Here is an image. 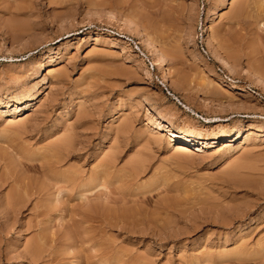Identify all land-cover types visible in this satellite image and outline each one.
I'll return each mask as SVG.
<instances>
[{
    "label": "rangeland",
    "instance_id": "obj_1",
    "mask_svg": "<svg viewBox=\"0 0 264 264\" xmlns=\"http://www.w3.org/2000/svg\"><path fill=\"white\" fill-rule=\"evenodd\" d=\"M262 21L264 0H0V264H264ZM156 117L250 139L177 151Z\"/></svg>",
    "mask_w": 264,
    "mask_h": 264
},
{
    "label": "bare ground",
    "instance_id": "obj_2",
    "mask_svg": "<svg viewBox=\"0 0 264 264\" xmlns=\"http://www.w3.org/2000/svg\"><path fill=\"white\" fill-rule=\"evenodd\" d=\"M216 10L217 9H213L212 10V13L213 14H215L216 13ZM243 11V10H242ZM127 17V16H126ZM111 18L112 19H114L115 20V17L112 15L111 16ZM133 19H131L130 20V23H129V26H126L124 23L122 24L123 25V27L124 28H126V29H131V31L132 32H134L135 34H137L139 37H140V39H141V42L143 43V45H145L146 47H147V49L150 51V52H152V55L154 54L156 57H154L155 58V60H156V62H155V64H157V65H161V72H162V76H163V79L165 80V78H166V74H169L168 72H166V74H165V70H167L168 69V67H166L165 66V58H164V55H163V52H162V54L161 53H158L156 50H158L159 48H160V46H158V45H155V46H158V49H156V47L154 46V44H155V41L153 40V38L151 37V35L150 34H148L146 31H140L141 29H139L136 25H135V23H132L131 21H132ZM134 21V20H133ZM134 22H136V21H134ZM262 23H263V21H262ZM262 25H264V23L262 24ZM123 29V28H122ZM130 31V30H129ZM208 36V35H207ZM208 38V37H207ZM71 41V40H70ZM210 41V40H209ZM207 42H208V39H207ZM214 42V41H213ZM208 44H209V42H208ZM212 44L213 43H211V46H212ZM213 47V46H212ZM162 48V47H161ZM214 48H215V46H214ZM162 51H164V49L162 48L161 49ZM214 51H216L217 52V50L215 49ZM213 51V52H214ZM219 52V51H218ZM217 52V53H218ZM217 53H216V55H217ZM225 53V52H224ZM151 54V53H150ZM218 54H222V53H218ZM223 55V54H222ZM221 55V56H222ZM218 57H219V55H217ZM220 56V57H221ZM229 56V55H228ZM222 59H224L225 58V56H224V58L223 57H221ZM226 58H227V55H226ZM225 58V59H226ZM154 60V61H155ZM49 62L50 61H52V59H51V56H49V60H48ZM224 62V61H223ZM229 62V61H228ZM227 62V63H228ZM233 62V61H232ZM225 64H226V62H224ZM230 63V62H229ZM229 63H228V65H229ZM227 65V64H226ZM233 65V64H232ZM231 66V65H230ZM255 66V65H254ZM232 67V66H231ZM247 69H248V67H246ZM251 68V67H250ZM51 68L50 67H48V69H47V74H49L50 72H51ZM249 70V69H248ZM254 71L255 73H254V75L255 74H257V76L259 77V74H261V73H259V71H258V69H256V70H254V69H250V72L251 71ZM54 71V70H53ZM243 71V70H242ZM252 71V72H253ZM179 72V71H178ZM253 74V73H252ZM160 75H161V73H160ZM250 75V74H249ZM169 77H170V75H169ZM260 78V77H259ZM259 78H257V79H259ZM264 78V77H263ZM45 79V76L42 78V81ZM167 79V78H166ZM176 79V78H175ZM169 80V83H170V85L171 86H173V87H175V81L174 80H172V78H170V79H168ZM41 81V82H42ZM257 81V80H256ZM261 82H262V84L264 83L262 80H260ZM175 82V83H174ZM167 83V82H166ZM259 84V83H258ZM220 84H218V86H219ZM260 86H261V84H259ZM258 85V86H259ZM179 86V85H178ZM177 86V87H178ZM209 86V85H208ZM221 86V85H220ZM219 86V87H220ZM228 88L229 89H224L223 88V90L225 91V90H230V89H235V85H233V84H228ZM176 87V88H177ZM223 87H224V85H223ZM262 87V86H261ZM172 88V87H171ZM197 88V87H196ZM211 88V87H210ZM178 89V88H177ZM179 89H182V88H180V86H179ZM178 89V90H179ZM213 89V91L214 90H217V88L216 89H214V87L212 88ZM262 89V88H261ZM263 89H264V86H263ZM219 90V89H218ZM195 91V90H194ZM181 92V91H180ZM183 92V91H182ZM199 92V91H198ZM197 92V93H198ZM210 92V91H209ZM201 93V92H200ZM207 93V92H206ZM219 93H221V92H219ZM223 93H225V92H223ZM229 93V92H228ZM227 93V94H228ZM199 94V93H198ZM198 94H195V95H198ZM235 94V93H234ZM219 95V94H218ZM217 96V95H216ZM228 96V95H227ZM205 97V96H204ZM203 97V98H204ZM212 97V96H211ZM17 98H19V96L17 97ZM33 98V94H29V95H27L24 99H25V101H28V100H31ZM201 98V97H200ZM217 98V97H216ZM216 98H213L211 101L210 100H208V101H204V103L205 104H209L210 102H212V103H215V104H217V105H222V106H224V108L226 107V108H229L230 106H231V104L230 103H226L225 101H218ZM225 98V97H224ZM228 98H229V96H228ZM23 99V98H22ZM22 99H15V102L16 103H19V102H21V100ZM205 99H208L207 97L205 98ZM214 99H216L217 101H214ZM220 99V98H219ZM147 100H149V99H147ZM151 100V99H150ZM204 100V99H203ZM24 101V102H25ZM41 101V100H40ZM229 101V100H228ZM5 103V102H4ZM39 103V102H38ZM15 104V103H14ZM251 104V103H250ZM249 104V105H250ZM2 106V105H1ZM11 106V105H10ZM187 108L186 109H188L189 110V112L191 113V114H196V115H198L190 106H186ZM15 108L17 109L18 108V105H16L15 106ZM34 108V107H33ZM223 108V109H224ZM225 108V109H226ZM231 108V107H230ZM239 108V107H238ZM246 108V107H245ZM253 108V107H252ZM236 109V108H235ZM244 109V108H243ZM229 109H227V111H228ZM239 110V109H238ZM245 110V109H244ZM253 110H254V108H253ZM234 112V111H233ZM236 112V111H235ZM263 113V112H262ZM43 114V113H42ZM237 114L239 115V113L237 112ZM32 116V115H31ZM78 117H80V116H78ZM25 119V118H24ZM24 119H23V121H24ZM222 119H224V118H221V117H218V116H214V117H205V121L206 122H215V121H220V120H222ZM21 121V120H20ZM28 121V120H27ZM255 121V120H254ZM25 122V121H24ZM18 123V122H17ZM22 123V122H21ZM149 123H151V125H150V127H149V129H152V130H157V131H161V132H163V133H165L164 135H166L165 137H167V139H168V144L170 145V146H172L174 149H178V150H186V151H190V148H193V150L195 149V150H197V149H200V148H211V147H215V146H217V145H220L221 143H225V141L226 140H229V139H231V141H239V140H241V142H247L250 138H249V136L248 135H245L244 134V132H243V130H242V128L241 127H238L235 131H234V133L231 135V134H228V132H225V131H221V132H219V133H217V134H215L214 136H212V137H205V136H200V135H193V134H191V133H187L185 130H183V129H176L172 124H171V122H169V121H167V120H165V119H163V118H161V117H156L152 122H150V120H149ZM19 124H20V122H19ZM18 124V125H19ZM146 124V123H145ZM17 125V126H18ZM22 125L24 126V123H22ZM26 125V124H25ZM147 125V124H146ZM145 125V127H147ZM20 126V125H19ZM22 126V127H23ZM249 128H252V129H256V131L257 130H260L261 129V127L262 126H264V125H258V124H255V123H253L252 122V124H250L249 123ZM25 127V126H24ZM127 127L128 126H125L124 125V127L123 128H121L120 129V131L122 130V131H125V129H127ZM144 127V128H145ZM23 129V128H22ZM146 130V129H145ZM264 130V129H263ZM17 131V130H16ZM76 131V130H75ZM17 133V132H16ZM19 133V132H18ZM61 133V132H60ZM15 134V133H14ZM153 134V133H152ZM118 135H120V134H118ZM141 135H143V136H145L144 134H142L141 133ZM151 135V134H150ZM63 136V135H62ZM62 139H64V140H62V142H60L61 141V139H60V141L58 140V143H60V144H58V143H53V144H57V145H53L52 143V145L51 146H53V147H51L50 149H51V151H52V156H54V154H59V152L62 150V149H66V147H68L71 143H72V137L71 136H67V137H65V138H62ZM104 140H106V138L104 139ZM113 140V139H112ZM27 141V140H26ZM74 141V140H73ZM114 141V140H113ZM145 141V140H144ZM148 141V140H147ZM102 143V142H101ZM146 143V142H145ZM24 145V144H23ZM29 145V144H28ZM150 147V146H149ZM220 148V147H219ZM46 149V148H45ZM44 150V149H43ZM47 150H49L48 148H47ZM177 150V151H178ZM111 151V150H110ZM112 152H114V151H112ZM184 152V151H183ZM45 153V152H44ZM69 154V153H68ZM175 154V153H174ZM178 154V153H177ZM176 154V155H177ZM110 155V154H109ZM112 156V155H111ZM110 156V157H111ZM184 156V155H183ZM56 157H57V155H56ZM109 157V158H110ZM62 158V157H61ZM112 158H114V157H112ZM140 158L141 159H143L141 156H140ZM23 159V158H22ZM46 159V158H45ZM78 159V158H77ZM98 159V158H97ZM139 159V158H138ZM141 159H139V160H141ZM59 160V159H58ZM106 160V159H105ZM105 160H104V162H105ZM110 160V159H109ZM108 159L106 160V163H108L107 161H109ZM134 160V159H133ZM64 161V160H63ZM138 160H134V163L135 162H137ZM143 161V160H142ZM133 162V161H132ZM131 162V163H132ZM26 163V162H25ZM109 163H110V161H109ZM137 163H139V162H137ZM137 165V164H136ZM140 165H141V163H140ZM64 166V165H63ZM93 166V165H92ZM103 166H105V165H103ZM102 166V167H103ZM93 167H95V166H93ZM100 167V166H99ZM110 167V166H109ZM132 167H133V164H132ZM131 167V168H132ZM142 167V166H141ZM234 167V166H233ZM247 167V166H246ZM140 168V167H139ZM240 168V167H239ZM129 169V168H128ZM235 169H236V167H235ZM234 169V170H235ZM93 170H94V168H93ZM105 170V169H104ZM127 170V169H126ZM80 171V170H79ZM89 171V170H88ZM136 171V170H135ZM66 172V171H65ZM130 172V171H129ZM232 172H233V170H232ZM236 172V171H235ZM93 173V172H92ZM97 173V172H96ZM109 173V172H108ZM237 173V172H236ZM72 174V173H71ZM88 174H89V172H88ZM137 174V173H136ZM231 174H233V173H231ZM230 174V175H231ZM7 175V174H6ZM59 175V174H58ZM95 175H97V174H95ZM5 176V175H4ZM63 176H65L64 174H63ZM69 176V175H68ZM71 176V175H70ZM73 176L74 175H72V178H73ZM234 176V175H233ZM233 176H231V177H233ZM1 177H3V176H1ZM231 177H230V179H231ZM235 177V176H234ZM9 178V177H8ZM71 178V177H70ZM82 178V177H81ZM90 178H92V177H90ZM89 178V179H90ZM2 179V178H1ZM15 179V178H14ZM4 180V179H3ZM92 180V179H91ZM91 180H88V182L89 181H91ZM21 182V181H20ZM101 182V181H100ZM253 182V181H252ZM27 183V182H26ZM81 183V182H80ZM90 183V182H89ZM92 183V182H91ZM19 184V183H18ZM94 185V184H93ZM91 186V185H90ZM98 186V185H97ZM14 188V187H13ZM12 188V189H13ZM27 188V187H26ZM106 188V187H105ZM93 189V188H92ZM12 191V190H11ZM86 192V191H85ZM97 192V191H96ZM84 193V192H83ZM8 194V193H7ZM19 192H17L16 191V189L14 190L13 189V191H12V193L11 194H9L8 195V197H7V200L9 201V202H11V201H13V199H15V198H17V196L18 197H20L19 195ZM85 194H87V193H85ZM89 194H90V192H89ZM21 195V194H20ZM83 195V194H82ZM94 195V194H93ZM98 195H100V194H98ZM26 196H28V195H26ZM87 196V195H86ZM117 197V196H116ZM99 199V198H98ZM207 199V198H206ZM212 199V198H211ZM21 200V199H20ZM205 202V201H204ZM215 202V201H214ZM11 204H14V206H15V203H10V205ZM93 204V203H92ZM8 205V204H7ZM16 205H17V207H18V202H16ZM94 206V205H93ZM96 206V205H95ZM20 207V206H19ZM18 207V208H19ZM87 207V206H86ZM98 207V206H97ZM93 208V207H92ZM109 208V207H108ZM20 209V208H19ZM106 209V208H105ZM118 211V210H117ZM90 212V211H89ZM107 213V212H106ZM87 214V213H86ZM85 214V215H86ZM91 214H92V212H91ZM94 214V213H93ZM111 214V213H110ZM130 214V213H129ZM219 214V213H218ZM9 215V214H8ZM88 216L90 215V213L89 214H87ZM114 215V214H113ZM257 215V214H256ZM87 216V217H88ZM99 216V215H98ZM105 216V215H104ZM130 216V215H129ZM258 216V215H257ZM91 217V219L93 218V215L92 216H90ZM109 217V216H108ZM84 218H85V216H84ZM94 218H96L95 216H94ZM93 218V219H94ZM102 218V217H101ZM101 218H100V220H101ZM258 218H260V217H258ZM257 218V219H258ZM9 219V218H8ZM105 219V218H104ZM108 220H109V218H107ZM133 219V218H132ZM85 220V219H84ZM83 220V221H84ZM87 220V219H86ZM95 220V219H94ZM107 221V220H106ZM106 221H104V222H106ZM253 221H255V219L253 220ZM258 221V220H257ZM111 222V221H110ZM109 222V223H110ZM117 222V221H116ZM131 222V221H130ZM103 223V222H102ZM112 224V223H111ZM125 224H127V223H125ZM116 225V224H115ZM124 225V224H123ZM94 227H96V226H94ZM134 227V226H133ZM93 228V227H92ZM102 228V227H101ZM131 228V227H130ZM157 230V229H156ZM99 231V230H98ZM96 232V231H95ZM35 240V239H34ZM33 240V241H34ZM28 241V240H27ZM31 241V240H30ZM36 242H29L30 244H29V246H26V247H28V248H24L25 250H26V252L30 255V257H32V258H38L39 256H41V254L39 253L40 252V249H39V247H40V245H38V244H40V243H38V241L37 240H35ZM262 243V242H261ZM125 246V245H124ZM42 248V247H41ZM128 249V248H127ZM112 250V249H111ZM120 250V249H119ZM131 249L129 248V250L128 251H130ZM116 252H118V251H116ZM131 252V251H130ZM129 253V252H128ZM118 254V253H117ZM116 254V255H117ZM126 254V253H125ZM19 255V254H18ZM119 255V254H118ZM133 255H136V254H133ZM141 255V254H140ZM115 256V255H114ZM142 256H143V254H142ZM29 257V258H30ZM136 257V256H135ZM138 258V257H137ZM142 258V257H141ZM146 258V257H145ZM37 260V259H36ZM96 262V261H95Z\"/></svg>",
    "mask_w": 264,
    "mask_h": 264
}]
</instances>
